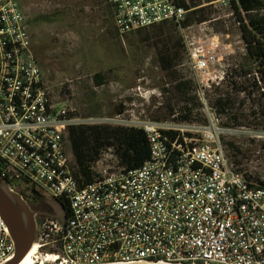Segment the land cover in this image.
<instances>
[{
	"label": "built area",
	"instance_id": "1",
	"mask_svg": "<svg viewBox=\"0 0 264 264\" xmlns=\"http://www.w3.org/2000/svg\"><path fill=\"white\" fill-rule=\"evenodd\" d=\"M110 1L120 35L182 25L195 9L178 0ZM238 1L215 4L233 9ZM212 22L181 29L200 113L189 101L182 106L192 110L190 121L177 110L168 121L134 118L132 127L147 134L150 160L128 170L109 150L119 167L83 185L66 137L86 123L45 81L17 0H0V180L25 201L23 191L35 189L69 209L63 222L36 217L35 263L264 264V186L231 163L222 139L230 130L208 100V91L229 78L235 55ZM242 51L245 57V43ZM15 257L0 216V264Z\"/></svg>",
	"mask_w": 264,
	"mask_h": 264
},
{
	"label": "rangeland",
	"instance_id": "2",
	"mask_svg": "<svg viewBox=\"0 0 264 264\" xmlns=\"http://www.w3.org/2000/svg\"><path fill=\"white\" fill-rule=\"evenodd\" d=\"M215 1L193 3L199 6L196 10L203 9L199 16L213 21L210 25L223 42L233 46L235 55L229 78L208 91V100L222 115L221 125L230 130L222 139L233 145L232 148L224 144L231 163L249 181L261 184L264 183V111L255 87L236 72L244 60L238 16L233 9L218 8ZM20 6L28 16L32 47L45 81L85 125L132 127L134 118L171 119L167 118V110H162L167 104L162 88L169 86L173 74L161 72L156 62L155 41L135 44L134 33L118 35L108 0H24ZM241 17L248 22L249 16L241 13ZM35 19H38L36 23ZM191 25H196L195 21ZM108 71H113L109 82L102 88L95 87L93 75ZM177 75L192 81V90L198 86L187 53L176 68ZM218 98L230 101L226 112L218 108ZM172 104L177 111L182 107L177 99ZM196 111L200 113L199 107ZM69 154L75 165L72 153ZM118 167L111 153L105 152L93 170L99 176Z\"/></svg>",
	"mask_w": 264,
	"mask_h": 264
},
{
	"label": "trees",
	"instance_id": "3",
	"mask_svg": "<svg viewBox=\"0 0 264 264\" xmlns=\"http://www.w3.org/2000/svg\"><path fill=\"white\" fill-rule=\"evenodd\" d=\"M23 1L17 0L19 5ZM178 2L187 10L199 7L193 3L194 0H178ZM108 4L115 30L120 35L115 25V7L110 0H108ZM233 10L235 15L238 16L247 51V55L236 72L237 75L243 74L241 77L247 78V81L255 87L259 93V105L264 111V91H262V89L264 90V0H239L238 4L233 3ZM241 11L244 15L249 16L247 23L241 17ZM201 12H203V9L194 10L182 25L174 22L163 23L132 32L134 33L132 42L135 44H141L144 41H155L156 62L161 72L166 74L171 72L173 74L172 81L167 83L169 86L162 88L164 96L167 97L166 107L162 110H167V118L172 117L176 111L175 106L172 104L173 99H177L178 104L192 101L194 107H198L196 100L190 96L193 86L192 81L183 79L179 75L176 76V68L182 60V55L186 53L181 29L191 26L192 21H195V23L207 22L206 17L199 16ZM36 21L38 19L33 20L34 23ZM166 28L168 30H165ZM36 53L40 55L41 51L37 49ZM111 75H113V71L96 72L92 77L95 87H104L109 82ZM259 82L262 83V87ZM249 95L252 96V93L250 92ZM216 104L221 112H226L231 103L228 99L218 98ZM179 113L181 121L191 120V109L182 106L179 108ZM66 141L68 151L72 153L76 166L74 176L83 185H89L95 181L98 175L93 170L94 166L109 150L113 151L120 167L128 170L141 168L151 157V147L147 134L142 129L134 127L111 126L108 124L71 127L67 133ZM223 143L231 145L233 148L231 143H225L224 141ZM261 185L264 186V183H261ZM62 205L68 212V205L63 203Z\"/></svg>",
	"mask_w": 264,
	"mask_h": 264
},
{
	"label": "water",
	"instance_id": "4",
	"mask_svg": "<svg viewBox=\"0 0 264 264\" xmlns=\"http://www.w3.org/2000/svg\"><path fill=\"white\" fill-rule=\"evenodd\" d=\"M0 216L8 225L16 246V257L9 264H19L36 241V214L20 194L12 192L1 180ZM58 219L63 222L65 214L62 213Z\"/></svg>",
	"mask_w": 264,
	"mask_h": 264
},
{
	"label": "flooded vegetation",
	"instance_id": "5",
	"mask_svg": "<svg viewBox=\"0 0 264 264\" xmlns=\"http://www.w3.org/2000/svg\"><path fill=\"white\" fill-rule=\"evenodd\" d=\"M23 192L26 196L27 204L36 214V217L58 219L62 213H64L65 216L67 215L66 208L57 200L52 199L45 193L35 189H27Z\"/></svg>",
	"mask_w": 264,
	"mask_h": 264
},
{
	"label": "bare ground",
	"instance_id": "6",
	"mask_svg": "<svg viewBox=\"0 0 264 264\" xmlns=\"http://www.w3.org/2000/svg\"><path fill=\"white\" fill-rule=\"evenodd\" d=\"M35 251H36V246H33V248L30 250V252L27 254V256L19 264H44V262H40V261L38 263L34 262L32 257L34 255ZM159 264H167V263H159Z\"/></svg>",
	"mask_w": 264,
	"mask_h": 264
}]
</instances>
